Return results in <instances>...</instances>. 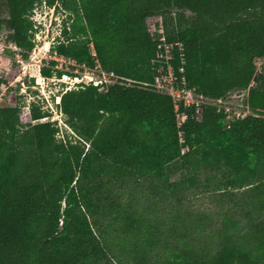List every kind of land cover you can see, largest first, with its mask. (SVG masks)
<instances>
[{
  "label": "trees",
  "instance_id": "obj_1",
  "mask_svg": "<svg viewBox=\"0 0 264 264\" xmlns=\"http://www.w3.org/2000/svg\"><path fill=\"white\" fill-rule=\"evenodd\" d=\"M42 1L69 12L51 51L114 82H79L59 95L74 143L57 139L56 123L39 121L49 114L35 104L25 117L0 106V264H151L154 250L161 264H264V0H4L0 31L24 58ZM154 25L182 45L172 49L178 78L212 102L247 90L249 112L181 107L187 117L177 127L171 97L153 88ZM128 179L148 181L158 195L172 189L178 211L192 196L241 189L247 221L224 214L212 248L175 244L145 209L112 195L111 184Z\"/></svg>",
  "mask_w": 264,
  "mask_h": 264
},
{
  "label": "rangeland",
  "instance_id": "obj_2",
  "mask_svg": "<svg viewBox=\"0 0 264 264\" xmlns=\"http://www.w3.org/2000/svg\"><path fill=\"white\" fill-rule=\"evenodd\" d=\"M3 4L4 0H0V17L6 15ZM31 18L34 22L33 47L26 58L20 56L22 63L17 61L18 53L13 44L5 40L4 29L0 31V77L3 79L0 85V106H18L21 116L25 117L30 105L35 104L41 111L49 114L39 121H54L59 128L57 139L66 135L74 143L77 137L67 126L66 117L59 108V95L67 89L74 88L85 74L92 75L98 84L109 83L112 77L109 74H103L98 67L96 70H89L51 51V46L61 35L62 28L69 24L67 10L58 4L48 6L42 1L34 7ZM91 51H93L92 45ZM52 60L55 64L51 67ZM262 65V60H258V68ZM42 66L57 68L64 74L59 78L55 75L44 77L40 73ZM73 75L78 77V81L73 78ZM246 97L247 90H231L223 104L231 112L241 111ZM178 179L179 172L171 173L170 182H176ZM110 189L115 198L128 202L134 208L145 209L153 221L161 224L163 234L172 239L175 244L185 243L197 250L215 246L213 234L224 214L231 215L244 224L247 221L244 212L251 207L248 194L243 193L241 189L228 194L204 192L198 196H192L190 200L182 201V211H178L176 206V192L164 188L158 195L157 189L153 185L150 186L148 181L139 182L133 179L122 181V183L117 181L111 184ZM205 228L207 231H204ZM154 251L151 264H161L159 251ZM102 264L130 263L125 258L122 262L111 258L104 260Z\"/></svg>",
  "mask_w": 264,
  "mask_h": 264
},
{
  "label": "built area",
  "instance_id": "obj_3",
  "mask_svg": "<svg viewBox=\"0 0 264 264\" xmlns=\"http://www.w3.org/2000/svg\"><path fill=\"white\" fill-rule=\"evenodd\" d=\"M148 32L153 35L156 44V50H155V58L158 61V67H157V73L154 77L153 82V88L160 92L167 94L171 97L173 104H174V112L176 116V125L177 127H180L184 121L186 120L187 114L184 109L194 107L195 112L198 111L199 106L201 104H212L217 107V111L223 110L227 115H230L231 111L230 109L225 106L223 103H225L224 99L219 98L215 102H212L210 100H207L204 98V96L196 92L194 88H190L186 85V81L184 79V76L178 78L173 65L171 63L172 60V49L174 46H177L179 51H182V45L180 42H168L166 40V34L165 30L162 25H154L149 27ZM15 50H18L17 47L13 44ZM18 53V51H17ZM92 55L95 54L94 50L91 51ZM17 55V61L22 63L21 55L18 53ZM60 57V56H59ZM183 68L179 67L178 72H182ZM104 74V72H103ZM110 76L113 74L110 73ZM76 81H78V77H73ZM85 78V79H84ZM111 80V79H110ZM90 81L93 82V84H98L92 75L85 74L83 79H80L79 82L82 83H89ZM114 82V80H111ZM183 107L184 109H181ZM248 110H239V111H233L232 113L235 115V117H244L245 114H247Z\"/></svg>",
  "mask_w": 264,
  "mask_h": 264
}]
</instances>
